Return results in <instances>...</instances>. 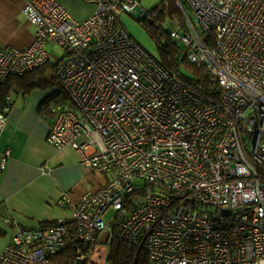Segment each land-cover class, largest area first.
<instances>
[{"label":"built area","instance_id":"1","mask_svg":"<svg viewBox=\"0 0 264 264\" xmlns=\"http://www.w3.org/2000/svg\"><path fill=\"white\" fill-rule=\"evenodd\" d=\"M172 37L217 78L205 94L166 68L129 30L141 0H98L76 19L59 0H28L32 45L0 47V85L59 48L63 94L42 108L48 140L72 146L107 181L71 206L77 240L108 233L149 264H264V0H185ZM12 105L0 109V137ZM12 152L0 154L6 170ZM51 175L52 169L42 168ZM70 221L19 226L0 264H57Z\"/></svg>","mask_w":264,"mask_h":264},{"label":"crops","instance_id":"2","mask_svg":"<svg viewBox=\"0 0 264 264\" xmlns=\"http://www.w3.org/2000/svg\"><path fill=\"white\" fill-rule=\"evenodd\" d=\"M59 1L78 20L89 18L98 7V0ZM27 2L0 0V47L25 48L35 41V29L24 14ZM124 22L127 27L133 24L128 17ZM50 49L56 57L57 50ZM56 91H23L15 86L8 96L12 111L0 137V154L11 150L12 155L6 170H0V253L19 226L35 229L72 221L71 206L60 204L65 192L72 203H78L87 191L98 190L107 181L105 174L97 175L82 165L81 154L74 147L58 149L49 142L52 120L43 116L41 106ZM44 167L51 168L52 174H45Z\"/></svg>","mask_w":264,"mask_h":264},{"label":"trees","instance_id":"3","mask_svg":"<svg viewBox=\"0 0 264 264\" xmlns=\"http://www.w3.org/2000/svg\"><path fill=\"white\" fill-rule=\"evenodd\" d=\"M174 3L175 5L169 7L164 4V11L157 13L158 17L156 18L154 16L155 18L152 22L150 21L147 23L145 20H148V18H144L141 21L145 23L144 25H149L151 28L156 29L157 36L159 34L158 18L163 21L166 19L165 16L167 15L172 17V22L170 24L175 26L183 24L184 13L181 5H183L186 11H188L186 2L185 0H174ZM165 21H168V19ZM173 29L174 27L170 29L171 37ZM159 39L162 40V38ZM168 54L169 50H165L164 57L161 60L162 64L169 70L177 72L191 88L205 94H213V92L218 89L217 78L206 68L195 66L186 53L181 61H178L175 57L168 56ZM59 60L60 58L57 59V61H54L52 58L42 67L24 75L11 76L6 83L1 84L0 109L8 103V96L15 86L23 91H32L37 88L47 89L57 87V91L45 100L42 103V106L50 102V100L54 99L56 96H59L60 94L62 95V80L58 73ZM185 65L193 71L194 76H187L183 72L182 68L185 67ZM42 106L41 112L43 116L50 119L51 115L49 110L42 108ZM69 224L70 233L67 238V245L56 257L55 262L57 264H100L96 257L99 252V247L107 249L105 264H149L148 254L144 250L140 251L129 243L121 241L115 234L108 233L100 236L97 242L83 243L80 240H77L75 236L73 222L70 221ZM51 225L53 224H44L42 226L46 227Z\"/></svg>","mask_w":264,"mask_h":264},{"label":"rangeland","instance_id":"4","mask_svg":"<svg viewBox=\"0 0 264 264\" xmlns=\"http://www.w3.org/2000/svg\"><path fill=\"white\" fill-rule=\"evenodd\" d=\"M164 4L168 7L175 5L174 0H141L140 5L151 14V16L148 17V20L145 21L149 23L150 21L152 22L155 17L157 18V13L164 11ZM126 17L133 21V24H128V28L132 34L160 60L163 59L165 50H169L168 56L175 57L178 61H181L183 57H185L184 44L179 39L170 36V29L176 27L175 25L170 24L172 22L171 16H165L168 21H165L166 19L162 21L158 18V36L156 34V29L151 28L149 25H144L145 23L141 20H137L131 15H126ZM125 24L127 26V22ZM159 38H162V40ZM62 56L63 52L57 48V54L56 57H53V60L57 61V58ZM182 69L187 76H194L193 71L187 65ZM56 88L57 87H53L54 90ZM96 174L100 175L101 173L97 172ZM106 255L107 249L99 247V252L96 257L100 264H105Z\"/></svg>","mask_w":264,"mask_h":264},{"label":"water","instance_id":"5","mask_svg":"<svg viewBox=\"0 0 264 264\" xmlns=\"http://www.w3.org/2000/svg\"><path fill=\"white\" fill-rule=\"evenodd\" d=\"M146 14L147 11L141 6L135 11L134 18L137 20H142Z\"/></svg>","mask_w":264,"mask_h":264},{"label":"flooded vegetation","instance_id":"6","mask_svg":"<svg viewBox=\"0 0 264 264\" xmlns=\"http://www.w3.org/2000/svg\"><path fill=\"white\" fill-rule=\"evenodd\" d=\"M149 16H151V14H150L149 11H148L144 18L147 19ZM144 18H143V19H144Z\"/></svg>","mask_w":264,"mask_h":264}]
</instances>
